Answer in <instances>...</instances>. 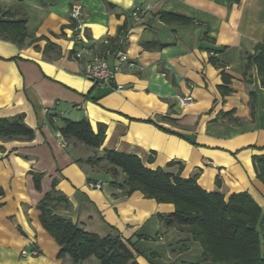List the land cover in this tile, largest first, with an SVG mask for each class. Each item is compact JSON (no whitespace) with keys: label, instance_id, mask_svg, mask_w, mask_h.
<instances>
[{"label":"crops","instance_id":"obj_1","mask_svg":"<svg viewBox=\"0 0 264 264\" xmlns=\"http://www.w3.org/2000/svg\"><path fill=\"white\" fill-rule=\"evenodd\" d=\"M76 2L87 41L101 51L128 32L124 48L134 64L117 73L122 89L96 84L74 57ZM137 5L150 7L139 21ZM163 12L180 18L165 20ZM0 19L24 20L28 31L22 44L0 36V117L22 116L35 129L31 139L0 137V264L101 263L59 255L38 207L54 187L69 200L56 214L101 237L119 236L139 264L201 261L200 242L160 217L173 203L112 183L125 173L100 159L106 149L138 155L151 169L177 173L182 164V177L226 197L247 191L264 212L254 163L264 155V87L249 59L264 43V0H0ZM65 119H87L95 132L105 124L102 146L65 138L58 129ZM97 182L101 188L91 186ZM34 248L38 254H22Z\"/></svg>","mask_w":264,"mask_h":264},{"label":"trees","instance_id":"obj_2","mask_svg":"<svg viewBox=\"0 0 264 264\" xmlns=\"http://www.w3.org/2000/svg\"><path fill=\"white\" fill-rule=\"evenodd\" d=\"M161 16L165 20L179 17L169 12H163ZM0 36L22 44L28 37L26 22L0 19ZM251 58L258 66L264 87V43L257 45ZM231 114L232 111L225 112L223 116ZM105 128V124H99L98 132H95L87 119H65V125L58 129L65 138L101 147ZM34 135L35 129L26 124L22 116L0 117V137L31 139ZM102 158L109 160L114 170L120 168L125 173L122 183H112L125 187L126 194L140 190L158 202L174 204L173 212L160 214L162 221L167 226L189 231L192 239L199 241L203 248L201 261L187 264H264V212L247 191L232 193L229 197L219 190L207 191L198 184L195 176H181L182 164L177 173H172L166 168L145 166L135 154L106 149ZM254 163L258 177L264 182V155H255ZM173 164L171 162L167 167ZM41 177L42 174H34L38 189H41ZM3 194L4 189L0 187V196ZM59 204L67 206L69 200L54 187L41 199L38 207L42 224L61 246L60 256L69 255L75 263L94 256L101 264H139L119 236L101 237L82 229L70 218L55 213Z\"/></svg>","mask_w":264,"mask_h":264},{"label":"built area","instance_id":"obj_3","mask_svg":"<svg viewBox=\"0 0 264 264\" xmlns=\"http://www.w3.org/2000/svg\"><path fill=\"white\" fill-rule=\"evenodd\" d=\"M149 6L137 5L132 10V16L135 21H139L142 16L149 10ZM71 18L74 20L73 25V39L74 52L76 59L83 61L84 74L96 84L101 87L120 90L123 84L118 82L117 73L123 70V65H132L134 62L129 58V55L124 48L129 42L128 32L122 30L119 34L117 46L114 48H107L104 51L99 49L97 43H89L85 34V10L84 6L76 2L71 8ZM121 45V47H118ZM116 59L115 64H111L110 58ZM192 96L179 97L182 104H188L192 101ZM92 187L101 188L102 184L97 182L91 184ZM38 254L36 248L28 251L22 250L23 255Z\"/></svg>","mask_w":264,"mask_h":264},{"label":"rangeland","instance_id":"obj_4","mask_svg":"<svg viewBox=\"0 0 264 264\" xmlns=\"http://www.w3.org/2000/svg\"><path fill=\"white\" fill-rule=\"evenodd\" d=\"M102 176H103V178H105V179H108V177H109V176L106 175V174H103ZM100 264H101V263H100Z\"/></svg>","mask_w":264,"mask_h":264}]
</instances>
